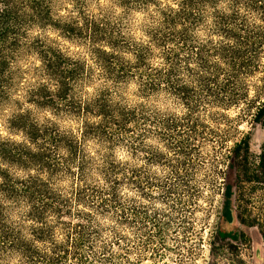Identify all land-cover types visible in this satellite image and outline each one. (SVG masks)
<instances>
[{
  "label": "trees",
  "instance_id": "obj_1",
  "mask_svg": "<svg viewBox=\"0 0 264 264\" xmlns=\"http://www.w3.org/2000/svg\"><path fill=\"white\" fill-rule=\"evenodd\" d=\"M55 1L0 0V103L18 53L27 46L39 56L43 77L29 102L56 115L98 120H86L80 136L56 124L30 123L24 130L26 143L0 141L4 164L25 172L17 176L0 167V196L13 205L0 201V264H14L15 259L19 264H107L110 244L89 208L95 206L100 215L115 213L122 222L125 168L114 151L137 127L138 116H146L144 104L114 102L108 96L109 85L135 80L143 100L164 92L186 108L187 116H194L205 104L229 108L248 99V77L259 69L264 52V31L255 36L248 25L250 11L258 4L263 10L264 0H116L127 12L146 13L150 23L143 42L104 16L82 14L77 20L58 15ZM34 27H51L68 38L92 43L94 64L48 39H31ZM202 31L208 33L209 44L199 42ZM98 79L108 86L94 99L84 96L85 87ZM261 113L264 110L258 116ZM89 138L108 145V152L89 153ZM233 174L232 164L224 179L225 220L233 208ZM63 175L74 178L70 196L56 188V179ZM72 204L84 208L73 213ZM23 205L27 237L23 224L12 218ZM60 226L62 241L56 235ZM220 226L217 237L225 239L224 221ZM86 246L91 257L84 255Z\"/></svg>",
  "mask_w": 264,
  "mask_h": 264
},
{
  "label": "rangeland",
  "instance_id": "obj_2",
  "mask_svg": "<svg viewBox=\"0 0 264 264\" xmlns=\"http://www.w3.org/2000/svg\"><path fill=\"white\" fill-rule=\"evenodd\" d=\"M259 6L248 17L255 36L264 31V9ZM55 8L58 15L77 20L82 14L104 16L122 24L132 39H148L150 22L146 13L127 12L116 0H56ZM29 35L31 39H48L71 56L94 64L92 43L83 38H68L51 27H34ZM198 37L199 42L209 44L206 31ZM41 67L36 52L24 46L0 103V141L26 143L24 130L30 123L48 127L56 124L63 131L80 136L86 120H98L96 116L56 115L29 102L32 89L43 79ZM248 84V99L229 108L205 104L194 116H187L186 108L164 92L143 100L135 80L113 87L98 79L85 87L84 96L94 99L108 86V96L114 102L132 107L144 104L146 113L138 116L137 127L114 151L125 168L122 222L115 213L100 215L95 206L89 208L110 244L107 264H254L252 229L260 230L264 236V113L258 116L264 110V52L259 69L250 73ZM133 143L137 145L134 147ZM85 145L95 156L108 152V145L97 140L89 138ZM4 163L0 158V167L17 176L25 175L19 168ZM232 164V204L239 217L238 240L217 237L221 222H226L224 179ZM71 177L63 175L55 182L56 188L67 196L74 185ZM3 203L13 207L8 200ZM70 208L76 213L77 208L84 207L72 204ZM26 211L23 205L12 218L23 224L27 237ZM62 227L56 230L59 241L65 238ZM84 255L92 256L88 246ZM17 262L13 260L14 264Z\"/></svg>",
  "mask_w": 264,
  "mask_h": 264
},
{
  "label": "water",
  "instance_id": "obj_3",
  "mask_svg": "<svg viewBox=\"0 0 264 264\" xmlns=\"http://www.w3.org/2000/svg\"><path fill=\"white\" fill-rule=\"evenodd\" d=\"M225 232L231 237H239V218L233 206L230 210V219L225 222ZM253 238V263L263 264L264 262V236L262 232L256 228L252 229Z\"/></svg>",
  "mask_w": 264,
  "mask_h": 264
},
{
  "label": "flooded vegetation",
  "instance_id": "obj_4",
  "mask_svg": "<svg viewBox=\"0 0 264 264\" xmlns=\"http://www.w3.org/2000/svg\"><path fill=\"white\" fill-rule=\"evenodd\" d=\"M229 210V209H228ZM239 218V217H238ZM227 219H230V213H229V216L227 217ZM226 237L227 238H232V239H234V240H238V238H236V237H231V236H229L227 233H226Z\"/></svg>",
  "mask_w": 264,
  "mask_h": 264
}]
</instances>
